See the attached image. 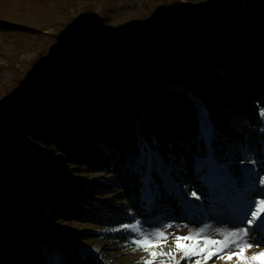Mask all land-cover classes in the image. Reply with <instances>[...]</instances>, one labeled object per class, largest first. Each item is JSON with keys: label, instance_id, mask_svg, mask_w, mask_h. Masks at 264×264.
<instances>
[{"label": "trees", "instance_id": "16d2710c", "mask_svg": "<svg viewBox=\"0 0 264 264\" xmlns=\"http://www.w3.org/2000/svg\"><path fill=\"white\" fill-rule=\"evenodd\" d=\"M228 4L219 18L161 15L138 42L101 44L89 30L78 51L93 45L91 73L76 72L88 53L64 51L49 73L13 74L15 100L0 108V264H110L81 250L99 233L49 236L43 222L174 221L192 191L200 211L257 194L236 189L247 169L264 176V0ZM12 128L57 156L13 142ZM67 162L109 178L71 179ZM108 188L120 204L96 198Z\"/></svg>", "mask_w": 264, "mask_h": 264}, {"label": "rangeland", "instance_id": "374dc122", "mask_svg": "<svg viewBox=\"0 0 264 264\" xmlns=\"http://www.w3.org/2000/svg\"><path fill=\"white\" fill-rule=\"evenodd\" d=\"M178 2L182 6L178 7ZM164 4L171 7L166 9L169 11L167 14H162L166 8L161 7ZM228 6V0H0V108L4 105L8 106L15 100L9 101L6 89L15 72L25 76L42 73L45 70L49 73L56 63L60 64L54 59L64 51L71 53L70 56L88 53L87 64L85 65L86 62L81 64V70L76 72L91 73L93 61H91L92 55L89 54L93 52V45L88 44L84 50L78 51V48L82 47L78 41L85 40L84 36L87 37L89 30L91 32L87 38L101 44L110 42L121 44L127 40L138 42L145 36L146 29L160 19L161 15L166 16L168 20L176 15V12L179 15L175 17L179 16L180 19L183 16L219 18L227 13ZM88 18H93L94 21L90 22ZM76 41L77 47L73 49ZM66 61L65 57L60 69L64 67L63 62ZM48 94L49 91L46 96H49ZM63 113L69 116L78 115L76 111L68 108L64 109ZM202 120L206 121L205 116ZM205 129L207 130L206 125ZM8 133L13 142H24L29 150L50 156L58 154L54 148L48 147L41 140L28 138L18 132V129L12 128ZM205 165V161L198 160V167ZM66 167L67 175L71 179L96 181L109 178L104 173H91L88 170L80 174L74 171L69 162L66 163ZM221 174L225 176L226 170L217 173L218 176ZM243 176L246 181L248 173L245 172ZM118 196L114 189L108 188L96 198L99 201L108 200L106 203L113 205L122 202ZM240 197L241 195L233 199L224 193L221 202L212 205L208 210L200 211L197 199L189 195L186 200L187 205L178 219L143 223V227L148 230L168 223L174 224V227L166 230L167 233H172L166 241L162 240L157 245H149L141 249H137L135 244H129L134 235L130 230L111 231L123 224L102 227L74 219L43 222L41 228L49 236L54 235L55 231L99 233L86 239L81 250L93 252L97 259L103 258L110 264H144L145 260H152L153 264H160V261H164V264H176L177 261L179 264H185L180 259L183 253L176 251L175 236H183L189 229H197L205 225L212 226L208 229L209 232L214 231L215 228L231 229L241 226L239 223L241 213L237 210ZM184 225H188V228L183 227ZM261 237L264 240V236ZM211 238L223 240V236L219 235H213ZM182 243L189 242L182 241ZM216 247L218 245L212 246L210 251L215 252ZM262 247H246L243 255L251 257L253 254L261 253ZM161 252H171L175 260L170 255H157L155 258L151 255ZM220 255L224 254L213 255L207 264H261V260H264V257L257 260H240L235 254L231 259L226 255L223 259L217 258ZM196 259L192 257V260ZM200 264H205L202 258Z\"/></svg>", "mask_w": 264, "mask_h": 264}, {"label": "snow or ice", "instance_id": "6c2138e0", "mask_svg": "<svg viewBox=\"0 0 264 264\" xmlns=\"http://www.w3.org/2000/svg\"><path fill=\"white\" fill-rule=\"evenodd\" d=\"M261 116L264 117V109L261 110ZM244 161H241L243 164ZM253 166L256 165L255 160L249 161ZM248 173L243 189H236L238 192L245 193H257L250 198L240 197L237 210L241 213L239 217V223L241 226L235 228H215L214 231L209 232L208 229L211 225H205L204 227L197 229H189L188 233L180 236L176 235V251L182 252L180 257L185 264H200L202 258L207 264V261L211 259L213 255L217 253H223L231 259L233 254L238 256L240 260H257L260 257H264V240L258 237L264 236V176H258L254 179L252 177L253 169L245 170ZM192 197L199 200L201 195L192 191L190 193ZM141 220L137 219L133 224H123L119 228L111 229V231H119L121 229L130 230L134 235L129 241V244H135L137 249L146 248L149 245H157L162 240L166 241L169 235L167 229L173 228L174 224L168 223L162 227L148 230L143 227ZM178 227V226H176ZM183 227L188 228V225ZM213 235L223 236V240L212 239ZM182 241H188L189 243H182ZM215 252L210 251L212 246H216ZM262 247L261 253L253 254L251 257H245L243 255L245 248ZM203 254V255H202ZM153 258L157 255H170L175 260V256L170 253H152ZM224 255H220L217 258L223 259ZM192 257H196V260H192ZM144 264H153L152 260H145ZM160 264H164V261H160ZM179 264V261L176 262ZM261 264H264V260H261Z\"/></svg>", "mask_w": 264, "mask_h": 264}, {"label": "built area", "instance_id": "2783aa9c", "mask_svg": "<svg viewBox=\"0 0 264 264\" xmlns=\"http://www.w3.org/2000/svg\"><path fill=\"white\" fill-rule=\"evenodd\" d=\"M200 160L205 161V163H206V159H205V158L202 157V158H200ZM100 260H101L102 262H105V260H103V258H101Z\"/></svg>", "mask_w": 264, "mask_h": 264}, {"label": "bare ground", "instance_id": "6f19581e", "mask_svg": "<svg viewBox=\"0 0 264 264\" xmlns=\"http://www.w3.org/2000/svg\"><path fill=\"white\" fill-rule=\"evenodd\" d=\"M259 239H262V237H258Z\"/></svg>", "mask_w": 264, "mask_h": 264}]
</instances>
